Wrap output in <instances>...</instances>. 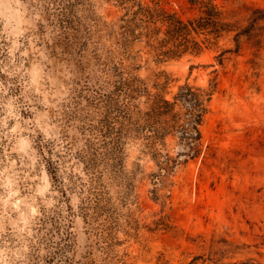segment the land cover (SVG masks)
<instances>
[{"label":"rangeland","instance_id":"obj_1","mask_svg":"<svg viewBox=\"0 0 264 264\" xmlns=\"http://www.w3.org/2000/svg\"><path fill=\"white\" fill-rule=\"evenodd\" d=\"M190 1L160 6L188 18L200 8ZM214 1L245 25L264 7ZM125 13L110 0H0V217H10L7 239L11 220L24 228L29 249L16 264H190L198 255L208 264H264V31L223 65L219 49L167 59L137 42L124 55ZM125 70L168 99L187 82H217L203 154L164 184L142 138L125 139L121 150L105 137L103 121L115 116L107 100ZM139 103L149 106L146 96ZM159 147L180 150L172 136ZM45 156L56 161L58 182Z\"/></svg>","mask_w":264,"mask_h":264},{"label":"trees","instance_id":"obj_2","mask_svg":"<svg viewBox=\"0 0 264 264\" xmlns=\"http://www.w3.org/2000/svg\"><path fill=\"white\" fill-rule=\"evenodd\" d=\"M110 1L126 10L117 33L124 55L137 42H145L156 56L167 59L187 54L199 56L207 50L219 49L216 59L223 65L227 55L239 54L246 41L257 37L260 30L264 31V7L252 8L249 24L245 25L237 18V10L224 9L214 0H191L193 6L200 8L197 15L188 18L162 8L161 0ZM222 40H227L225 47L220 44ZM255 47L260 51L259 44ZM158 75L159 79H165L161 83L165 86L169 77L164 72ZM216 88L217 82L208 88L187 82L179 87L172 99H168L161 93L153 94L148 83L134 72L121 71L115 96H109L106 104L115 116L109 115L103 121L107 131L105 137L114 135V147L121 150L125 139L142 138L159 167L154 174L156 181L164 184L177 166L203 154L201 126ZM142 96L147 97L149 104L145 110L139 103ZM111 118L114 121H110ZM170 136L177 139L180 147L176 156L159 151V146H165ZM37 146L44 152L48 144L38 139ZM45 160L50 174L58 182L56 161L46 156ZM211 261V258L198 255L190 264H208Z\"/></svg>","mask_w":264,"mask_h":264},{"label":"clouds","instance_id":"obj_3","mask_svg":"<svg viewBox=\"0 0 264 264\" xmlns=\"http://www.w3.org/2000/svg\"><path fill=\"white\" fill-rule=\"evenodd\" d=\"M15 47H19V45H15ZM26 54V53H25ZM17 195V193L12 192L10 193L8 199L5 201V205L7 206L8 200H11L13 196ZM20 202L17 201L16 205H18ZM16 205H13V210H16ZM23 216V214H21ZM10 217H0V242L3 243V247L0 248V256H3L4 259L0 260V264H16L17 261H25V253L28 252V246L27 243L21 244V241L23 240L22 236H19V233L24 232V228H20L17 225V222L14 220H11V228L12 232L11 235L14 238L13 240L7 239V229L4 227V219ZM21 222H24L23 220ZM25 223V227L26 222ZM31 235V232L28 233Z\"/></svg>","mask_w":264,"mask_h":264}]
</instances>
